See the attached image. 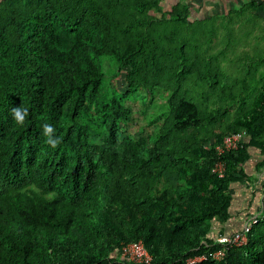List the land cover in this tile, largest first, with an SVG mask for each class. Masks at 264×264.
<instances>
[{
	"label": "trees",
	"instance_id": "obj_1",
	"mask_svg": "<svg viewBox=\"0 0 264 264\" xmlns=\"http://www.w3.org/2000/svg\"><path fill=\"white\" fill-rule=\"evenodd\" d=\"M163 1L0 0V264H136L121 249L138 241L151 256L143 264H189L221 247L231 185L244 180L248 148L264 150V1L201 18L190 0ZM244 14L261 34L259 55L244 48L258 67L249 105L245 63V82L229 81L235 52L249 44L234 19ZM211 21L194 45L176 47L181 26ZM194 74L201 104L182 88ZM142 91L161 93L167 111L132 136L129 102ZM14 107L29 110L23 125ZM241 131L248 139L221 156L220 177L217 146ZM194 264H264V217L247 244Z\"/></svg>",
	"mask_w": 264,
	"mask_h": 264
},
{
	"label": "rangeland",
	"instance_id": "obj_2",
	"mask_svg": "<svg viewBox=\"0 0 264 264\" xmlns=\"http://www.w3.org/2000/svg\"><path fill=\"white\" fill-rule=\"evenodd\" d=\"M175 1L176 0H164L163 6L165 8H168ZM207 14H209L208 11H203V10L199 12L194 11L193 17L201 18V17H205ZM234 19H235V22L237 21L242 24L241 36H246V41H248L249 44H247L246 46L240 45L237 49V52H235V53H239L242 55L237 57V61L233 62L232 65L230 63L229 67H231L232 73L230 75L231 79L229 81L232 83H236L238 80L242 81L243 83L245 82L247 71L241 67L243 63H245L246 68H249L248 69L249 74L247 75V78H248V85H250V88H249L248 97H246L244 100V105H249L253 101V98L255 97V95L257 94V88H258L257 84L253 85L254 83H256V80L251 78V74H253L256 77V73L258 72V67H257V63H255V59L251 58V56L249 55L251 52L249 49H252L251 47H254V44H255L257 48L255 49V53L256 54L259 53L260 44L258 42V39H260L261 34H260L259 28L256 29L254 33H252L250 29V27L252 26H250V23L247 24V21H246V20L249 21L247 14H244L241 17L236 16ZM254 20L256 21V24L260 23V20L258 18ZM207 25H209V29H211V27L213 28L214 21L208 22L204 25L197 22V23L188 25V27L181 26V31L183 32L184 36H182L180 39L175 40L174 43L176 47H178L179 44H182V45L186 44V41L187 43L190 42L191 45H194L193 43L196 42V39H194L195 33L199 32L202 28L206 29ZM170 26L172 25L171 24L166 25L165 28L167 30H170ZM187 29L190 31V36L188 40L185 38L187 36L185 35V30ZM213 41L214 42L219 41V37H214ZM261 44L264 46V38L261 39ZM244 48H248V52L250 51L249 54L247 53L246 50H244ZM217 49H219L218 45H217ZM223 65L227 66L226 62H224ZM196 77H197V74L190 75L189 76L190 79L184 82V85L182 88L184 87L185 89L188 88L189 97L192 98L193 101L196 102L197 104H201L203 103V99L206 98L205 93H204L206 91V88H203L201 87L200 84L196 83L195 81ZM122 79L123 78L121 76L118 81L119 87L121 88L123 87V82L121 81ZM216 88L217 87L210 88V91L215 94ZM228 89L230 90V87L226 88V91H228ZM238 89H242V87L240 88V86H238ZM141 93H142V96H139L137 99H133L132 101L129 102V105L133 109V112H134L133 117L135 120L133 123H131L127 127V133L132 136H137L141 132H148V133L152 132L156 128L157 124L161 122L159 121L158 123L151 124L152 117H156L160 115L161 113L163 112L165 113L167 111L166 101L161 95V93L159 92L156 93V95L154 96V99L150 96V94H148V91H142ZM213 98H215V95L211 96V99ZM234 107L236 108L237 106H234ZM234 107L232 108L233 110H234Z\"/></svg>",
	"mask_w": 264,
	"mask_h": 264
},
{
	"label": "crops",
	"instance_id": "obj_3",
	"mask_svg": "<svg viewBox=\"0 0 264 264\" xmlns=\"http://www.w3.org/2000/svg\"><path fill=\"white\" fill-rule=\"evenodd\" d=\"M195 12L208 11L214 13L220 8L230 11L236 4H246L256 1L261 4L264 0H190ZM211 13V14H212ZM264 17V11L258 13ZM197 18V17H196ZM248 138L246 137L245 140ZM249 158L243 163L245 172L244 180L237 181L231 185L232 193V218L225 224L226 233L240 230L245 222L261 209V195L264 186V150L250 146L248 148ZM222 228H216L215 232Z\"/></svg>",
	"mask_w": 264,
	"mask_h": 264
},
{
	"label": "built area",
	"instance_id": "obj_4",
	"mask_svg": "<svg viewBox=\"0 0 264 264\" xmlns=\"http://www.w3.org/2000/svg\"><path fill=\"white\" fill-rule=\"evenodd\" d=\"M246 136L247 133L245 131H241L226 135L224 137L222 144H219L217 146V153L219 157L216 160L214 167L212 168V171L214 173L218 174L220 177H223L225 175L226 164L224 160H222L221 156L226 151L237 150L240 143L244 140ZM263 217H264V186L262 188L260 211H258V213L251 216L245 222V224L240 230L219 235L216 241L219 245H221V247L215 252H211L210 255L215 257L216 259H222L225 256L226 250L229 247L243 246L247 244L248 233L251 231L254 224L260 218ZM121 255L136 264H143L151 259V256L142 241L132 242L124 245L121 249ZM210 255L201 254V255L189 257L187 262L189 264H194L196 262L206 260Z\"/></svg>",
	"mask_w": 264,
	"mask_h": 264
},
{
	"label": "clouds",
	"instance_id": "obj_5",
	"mask_svg": "<svg viewBox=\"0 0 264 264\" xmlns=\"http://www.w3.org/2000/svg\"><path fill=\"white\" fill-rule=\"evenodd\" d=\"M11 114L17 124L23 125L26 117L29 115V110L27 108L14 107L11 110ZM42 128L43 134L47 137L46 143L52 148H56L60 143V140L59 138L54 137V128L52 127V125L45 123L42 125Z\"/></svg>",
	"mask_w": 264,
	"mask_h": 264
}]
</instances>
